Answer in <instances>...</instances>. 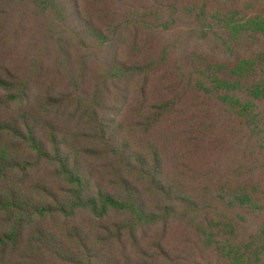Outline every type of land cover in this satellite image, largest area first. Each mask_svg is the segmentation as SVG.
Instances as JSON below:
<instances>
[{"label": "trees", "instance_id": "obj_1", "mask_svg": "<svg viewBox=\"0 0 264 264\" xmlns=\"http://www.w3.org/2000/svg\"><path fill=\"white\" fill-rule=\"evenodd\" d=\"M0 264H264V0H0Z\"/></svg>", "mask_w": 264, "mask_h": 264}]
</instances>
